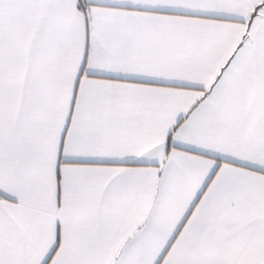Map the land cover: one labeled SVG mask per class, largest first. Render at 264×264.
<instances>
[{"label":"snow or ice","instance_id":"obj_1","mask_svg":"<svg viewBox=\"0 0 264 264\" xmlns=\"http://www.w3.org/2000/svg\"><path fill=\"white\" fill-rule=\"evenodd\" d=\"M0 264H264V0H0Z\"/></svg>","mask_w":264,"mask_h":264}]
</instances>
